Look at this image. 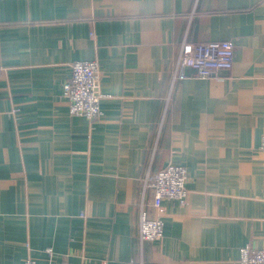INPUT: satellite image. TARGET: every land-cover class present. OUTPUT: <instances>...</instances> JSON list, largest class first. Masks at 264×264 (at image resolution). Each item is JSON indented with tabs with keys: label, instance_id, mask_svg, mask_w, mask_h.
I'll return each instance as SVG.
<instances>
[{
	"label": "crops",
	"instance_id": "obj_1",
	"mask_svg": "<svg viewBox=\"0 0 264 264\" xmlns=\"http://www.w3.org/2000/svg\"><path fill=\"white\" fill-rule=\"evenodd\" d=\"M223 41L229 73L176 76L185 43ZM0 48V264H240L264 249V0H0ZM84 61L100 66L96 121L63 97ZM169 164L189 195L154 209L147 180ZM142 212L162 238L140 241Z\"/></svg>",
	"mask_w": 264,
	"mask_h": 264
},
{
	"label": "built area",
	"instance_id": "obj_2",
	"mask_svg": "<svg viewBox=\"0 0 264 264\" xmlns=\"http://www.w3.org/2000/svg\"><path fill=\"white\" fill-rule=\"evenodd\" d=\"M234 45L230 41L205 44L185 43L177 62L176 76L179 79L195 77L208 79L229 73L234 63ZM0 48V71H1ZM71 77L63 84V97L67 100L72 116L84 117L96 121L102 116L101 100L105 97L99 92L100 66L96 61L76 62L71 67ZM187 70L193 72L192 76ZM261 150L264 152V136ZM148 184L154 192L153 207L160 209L165 200L185 204L189 195L187 189L188 173L186 168L169 164L148 178ZM164 222L161 217L150 219L142 212L139 224V237L142 243L162 238ZM49 256L52 249H47ZM240 264H264V249L244 247L240 250ZM25 264H38L28 259ZM131 264H156L144 261Z\"/></svg>",
	"mask_w": 264,
	"mask_h": 264
}]
</instances>
